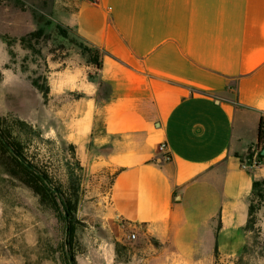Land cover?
<instances>
[{
	"label": "crops",
	"instance_id": "1",
	"mask_svg": "<svg viewBox=\"0 0 264 264\" xmlns=\"http://www.w3.org/2000/svg\"><path fill=\"white\" fill-rule=\"evenodd\" d=\"M35 15L101 54L98 69L72 51L48 78L65 141L111 180L112 240L76 264L238 257L264 181V158L241 167L264 122V0H6L0 34L28 35Z\"/></svg>",
	"mask_w": 264,
	"mask_h": 264
},
{
	"label": "rangeland",
	"instance_id": "2",
	"mask_svg": "<svg viewBox=\"0 0 264 264\" xmlns=\"http://www.w3.org/2000/svg\"><path fill=\"white\" fill-rule=\"evenodd\" d=\"M35 17L38 29L44 30L38 39L21 44L20 38L0 34V120L6 119L11 131L19 136L17 140L24 146L21 161H27L34 173L50 178L48 185L56 193L63 218L0 164V264H75L81 254L94 252L112 240L106 225L110 222L111 180L104 169L92 172L82 166L75 147L65 141L62 124L57 121V102L48 106L33 85L34 81L39 86L48 84L54 60H63L72 51L80 52L71 33L64 38L56 23L44 16ZM31 117L37 123H32ZM78 184L79 201L70 219L63 198L73 199V188ZM70 227L75 230L73 237ZM117 249L122 260L125 250L121 246ZM167 264L186 263L173 258ZM195 264H264V202L238 257Z\"/></svg>",
	"mask_w": 264,
	"mask_h": 264
},
{
	"label": "trees",
	"instance_id": "3",
	"mask_svg": "<svg viewBox=\"0 0 264 264\" xmlns=\"http://www.w3.org/2000/svg\"><path fill=\"white\" fill-rule=\"evenodd\" d=\"M60 34L64 38L69 37V31L60 25L57 26ZM44 34L43 29L35 30L28 35L19 39L21 44L28 43L31 40L38 39ZM8 41H14L5 37ZM73 40L76 42L78 49L81 54L86 57L88 63H92L97 68L102 67L101 54L98 50H94L89 46L85 45L83 42H79L75 37ZM33 85L43 94V97L47 103L48 96L50 93V88L48 84L44 86H39L36 81L33 82ZM5 120H0V164L7 168V171L14 177L20 179L24 184L28 185L40 198L42 203L51 205L56 212L59 213V216L63 218V213L61 212L60 205L57 201V196L55 191H53L48 182L51 183L48 175H38L31 170V166L27 161H21V158L24 157V146L20 141L17 140L19 136L14 134V131H11L12 127L7 125ZM24 123V122H23ZM264 144V122L260 123V130L258 136L257 145L260 146ZM73 148V147H72ZM264 158L263 155H261ZM79 166V164H78ZM73 199L63 198V207L67 213V217L72 219L74 213L77 209L79 201V184L77 188H73ZM58 191V190H56ZM59 193L60 190H59ZM63 194V193H62ZM65 197L67 194H65ZM264 202V181L255 182L253 186V198L250 204L249 211V221L247 224V230L249 231L252 224L255 221V215L260 210L261 204ZM70 236L73 237L74 229L70 227ZM76 264V261H75Z\"/></svg>",
	"mask_w": 264,
	"mask_h": 264
},
{
	"label": "built area",
	"instance_id": "4",
	"mask_svg": "<svg viewBox=\"0 0 264 264\" xmlns=\"http://www.w3.org/2000/svg\"><path fill=\"white\" fill-rule=\"evenodd\" d=\"M5 1L6 0H0V7ZM164 148L165 146L160 147L161 150H163ZM263 149H264V144L260 146L255 145L254 147H252V151L249 154L250 155L249 160L242 162V166H241L242 169L246 171H251L252 169L258 168L261 165H263V158L261 157ZM129 239L133 241L136 240V234L131 233L129 235Z\"/></svg>",
	"mask_w": 264,
	"mask_h": 264
},
{
	"label": "water",
	"instance_id": "5",
	"mask_svg": "<svg viewBox=\"0 0 264 264\" xmlns=\"http://www.w3.org/2000/svg\"><path fill=\"white\" fill-rule=\"evenodd\" d=\"M262 155L264 156V149H263V151H262Z\"/></svg>",
	"mask_w": 264,
	"mask_h": 264
}]
</instances>
